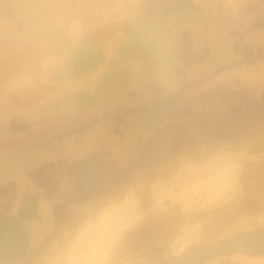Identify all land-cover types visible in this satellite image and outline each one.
I'll return each instance as SVG.
<instances>
[{"label": "clouds", "instance_id": "clouds-1", "mask_svg": "<svg viewBox=\"0 0 264 264\" xmlns=\"http://www.w3.org/2000/svg\"><path fill=\"white\" fill-rule=\"evenodd\" d=\"M225 9L237 7L224 0ZM212 0H0V49L16 58L9 91L55 87L93 34L118 26L147 57L154 83L175 88L178 31ZM241 153L211 149L151 177L138 175L76 202L64 221L29 247L25 264H255L244 252L264 217L249 215L215 229L208 216L233 205L240 191ZM160 221L162 237L142 239L144 225Z\"/></svg>", "mask_w": 264, "mask_h": 264}, {"label": "crops", "instance_id": "crops-1", "mask_svg": "<svg viewBox=\"0 0 264 264\" xmlns=\"http://www.w3.org/2000/svg\"><path fill=\"white\" fill-rule=\"evenodd\" d=\"M180 2L196 5L202 0ZM212 2L217 4L215 9L205 12L193 8L195 14L179 27L175 88L169 93H164L152 78L148 91L141 87L143 74H150L148 59L127 38L125 31L115 25L102 27L93 34L88 47L73 64L67 82L60 86L7 90L5 85L16 73V58L6 49H0V165L12 164L16 167L13 165L17 164L26 168L29 165L27 159H34L33 156L41 150L52 154L63 153L73 146L80 153L79 164L101 160V155L107 153L106 148H93L84 144L81 138L77 142L80 136L65 135L59 121L63 116L58 113H62L69 99H87L92 105L99 106L114 104L117 100L114 102L112 99L115 94L119 95V91H122V100L115 105L124 107V111L146 104L176 105L188 107L186 114L190 116L192 107L197 114L194 124H200V128L188 139L218 137L214 132L204 134L207 128L204 121L210 118L206 115L207 109L212 112L210 124L214 127H217L215 122H222L225 112L227 117H233L232 124H229L232 128L227 135L229 137H241L256 130L264 123V0H230L237 6L234 10L225 9L222 6L224 0ZM219 68H224V72H218ZM129 73L137 75L139 87L127 88L126 82L116 85V89L108 86L112 79ZM140 75L141 78L138 77ZM152 118V129L160 131L159 119ZM133 119L135 130L140 129L135 117ZM187 120L193 123L192 117H187ZM143 127L146 129L145 124ZM157 135L154 137V151H160L161 143L165 146L166 136ZM177 149L178 145H175L169 152ZM13 160L15 163H11ZM100 162L103 163V160ZM86 175L78 172L77 184L69 195L64 194L57 184L45 181L39 175L23 174L19 193L16 194L19 202L16 199L14 203L20 206L17 213L25 219L33 216L41 219L43 213L49 216V212L54 216L52 218L64 217L69 210L66 204L78 201L80 190L89 191L95 186L82 180L86 179ZM38 199L47 202L48 207L42 206ZM30 200L36 203L31 213L27 207ZM9 218L0 219L1 232L11 226ZM253 259L264 260V257ZM255 264L261 263L258 261Z\"/></svg>", "mask_w": 264, "mask_h": 264}, {"label": "rangeland", "instance_id": "rangeland-1", "mask_svg": "<svg viewBox=\"0 0 264 264\" xmlns=\"http://www.w3.org/2000/svg\"><path fill=\"white\" fill-rule=\"evenodd\" d=\"M224 70V68H219L218 72H224ZM121 77L110 79L108 86L116 89V85L124 82V84L127 83L125 85H128L127 88L139 87L140 82L136 81V74L131 75L129 73L121 75ZM138 77L141 78V75ZM142 77L144 80L141 87L146 89V92L149 90L151 76L149 73H144ZM116 80L119 82L115 84ZM118 93L119 95L115 94L112 99L114 102L117 100L114 104L104 106L92 105L87 99L78 101L69 99L67 103L65 102L62 113L61 111L58 113L63 116L59 121H61L60 126L64 129L65 135L80 136L77 137V142L81 138L84 144L93 148L100 146L106 148L107 153L103 152L104 155H101L103 163L100 162V159H93L87 164H79L80 153L73 146L63 153L52 154L47 150H41L33 156L34 159H27L29 165L26 168H21L17 164L13 165L16 167H12V164L0 165V219L6 216L14 217L20 209V206L14 205V203L16 199L19 202V197L16 194L19 193L18 187L20 180H22L21 176L25 173L39 175L45 181L48 180L52 184H57L64 190V194L70 195L73 192V186L77 184L78 172H84L89 178L86 175V179L82 180L97 186L89 191L80 190L81 196L78 198L80 201L102 191L113 189L135 176L151 177L163 173L169 167L183 160L199 159L206 151L218 148L233 149L241 153L240 191L233 205L225 206L209 214L208 227L210 229L219 228L245 215L264 217V123L258 125L256 130L254 129L250 133L246 132L241 137H229L227 135L232 132L229 124H232L233 117H227L228 113L225 112L222 122H215L217 127H214L210 124L212 112L207 109L206 115L210 118L204 121L207 126L204 134L206 136L214 132L218 137L200 138L197 136L188 139L200 128V124L198 126L194 124L197 114L192 107L191 112L194 114L191 113L190 116L186 114L189 111L188 107H176V105L154 106L146 104L124 111V107L115 105L122 100V91ZM133 117L139 123L140 129L135 130ZM152 117L159 119L160 131L152 129V125H154L151 122ZM187 117H192L193 123H188ZM144 124L146 129L143 127ZM143 132H146L145 137ZM158 133L162 137L166 136L165 146L163 147V143H161L160 151L156 148L159 152L154 151V137L155 135L159 136ZM225 134L226 136L222 137ZM175 145H178V149L175 152H169L175 148ZM154 157L158 158L153 159ZM11 163H15V161L13 160ZM110 182L112 183L109 184ZM78 201L65 203L69 210L64 217L54 218L55 225L52 227L51 233L64 221L72 206ZM22 209L24 210V208ZM257 229H264V227ZM164 232L165 226L162 222L149 221L144 225L141 236L145 242L151 243L162 237ZM34 236L37 238L46 237L43 234H34ZM2 243H6V240L0 239V244ZM256 255L264 257V254L261 253ZM22 257L25 258V253ZM251 257L252 261H260L261 264H264V260L253 259L259 257L253 255ZM5 261L6 259L2 261L0 258V264H14ZM17 264H25V261L22 260Z\"/></svg>", "mask_w": 264, "mask_h": 264}, {"label": "flooded vegetation", "instance_id": "flooded-vegetation-1", "mask_svg": "<svg viewBox=\"0 0 264 264\" xmlns=\"http://www.w3.org/2000/svg\"><path fill=\"white\" fill-rule=\"evenodd\" d=\"M39 202L42 204V206L48 207L47 202ZM27 207L28 212L31 213L32 209L36 207L35 201H28ZM20 214L21 213H17L14 217H10L9 221L11 223V226L7 228L6 231L1 232L2 235L0 236V239H5L6 243L0 244V258H2V261L6 259L5 262L7 263L17 264L22 260L25 261V258H23L22 255L25 253L26 256L29 247L35 240L38 239L36 236H34V234H43L47 237L52 234L50 231L55 225L54 218H52L54 216L51 214V212H49V216L47 215V213H43V217L41 219H37L35 218V216L31 217V219H25L24 216ZM27 220L28 223H26ZM36 220L38 221L36 222ZM259 253L264 254V252H253L244 254L247 257L252 258L251 255H253L254 257H260L256 255Z\"/></svg>", "mask_w": 264, "mask_h": 264}, {"label": "water", "instance_id": "water-1", "mask_svg": "<svg viewBox=\"0 0 264 264\" xmlns=\"http://www.w3.org/2000/svg\"><path fill=\"white\" fill-rule=\"evenodd\" d=\"M246 239L248 243L244 253L264 252V229H256Z\"/></svg>", "mask_w": 264, "mask_h": 264}]
</instances>
